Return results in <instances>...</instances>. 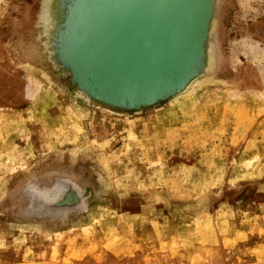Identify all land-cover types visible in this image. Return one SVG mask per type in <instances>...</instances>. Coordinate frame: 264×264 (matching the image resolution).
<instances>
[{
  "label": "rangeland",
  "instance_id": "rangeland-1",
  "mask_svg": "<svg viewBox=\"0 0 264 264\" xmlns=\"http://www.w3.org/2000/svg\"><path fill=\"white\" fill-rule=\"evenodd\" d=\"M36 8L0 0V264H264V0H217L214 74L106 115L34 61ZM56 178L86 208L22 214Z\"/></svg>",
  "mask_w": 264,
  "mask_h": 264
},
{
  "label": "water",
  "instance_id": "water-1",
  "mask_svg": "<svg viewBox=\"0 0 264 264\" xmlns=\"http://www.w3.org/2000/svg\"><path fill=\"white\" fill-rule=\"evenodd\" d=\"M29 53L78 96L137 112L187 92L217 68V0H35ZM25 216L64 219L89 195L69 178L30 180Z\"/></svg>",
  "mask_w": 264,
  "mask_h": 264
},
{
  "label": "bare ground",
  "instance_id": "bare-ground-1",
  "mask_svg": "<svg viewBox=\"0 0 264 264\" xmlns=\"http://www.w3.org/2000/svg\"><path fill=\"white\" fill-rule=\"evenodd\" d=\"M96 106V105H95ZM101 109H102V114H104V115H106V114H108V112H112V113H120L121 114V112H116V111H113V110H111V109H109V108H107V107H100ZM119 115V114H118ZM123 117H125V116H123ZM129 121V120H128ZM122 122V121H121ZM124 122H127V121H124ZM122 125H123V123H122ZM125 128V127H124Z\"/></svg>",
  "mask_w": 264,
  "mask_h": 264
}]
</instances>
